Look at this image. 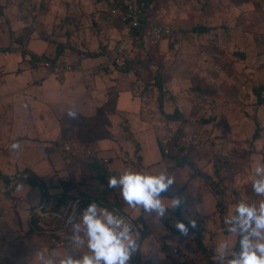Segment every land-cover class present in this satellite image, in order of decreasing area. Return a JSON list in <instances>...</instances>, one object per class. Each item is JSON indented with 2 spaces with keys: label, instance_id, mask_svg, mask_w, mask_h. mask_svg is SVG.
<instances>
[{
  "label": "rangeland",
  "instance_id": "374dc122",
  "mask_svg": "<svg viewBox=\"0 0 264 264\" xmlns=\"http://www.w3.org/2000/svg\"><path fill=\"white\" fill-rule=\"evenodd\" d=\"M112 2L0 0V85H22L0 106V151L4 153L42 125L45 132L61 135L50 140L56 145L79 149L64 150L69 158L66 178L78 181L83 173L80 161L87 157L81 149L91 148V141L116 130L131 136L128 117L134 116L135 122L146 121V144L154 152L163 150L159 135L167 129L206 134L202 150L189 148L190 159L195 169L219 183L212 191L217 200L223 194L227 214L241 199L258 200L251 177L254 166L264 163V103H257L256 94V87L264 84V0H159L153 17L171 25L174 34L149 49L135 42L126 69H102L99 62L107 54V45L120 34L115 28L118 23L108 14ZM198 25L206 29L193 30ZM22 48L51 58L59 51L56 61H46L67 63L74 69L59 78L50 73L45 60L24 57ZM157 71L167 77L162 94L155 85ZM48 79L52 83H45ZM70 106L78 112L76 119L67 116ZM175 109L181 118L168 119L165 113ZM257 126L259 137L254 138ZM38 136L29 138H45ZM181 169L194 172L191 166ZM216 169L222 182L215 176ZM194 177L206 185L201 176ZM185 181V177L177 183L175 179L169 189ZM7 189L0 178V264H27L47 238L21 230L15 197H9ZM214 195L206 191L196 199L191 194L200 214L205 213L200 222L206 252L197 248L194 233L184 236L176 229L179 220L174 209L166 212L171 244L186 249L184 254H169V264H217L215 247L228 233L222 229L220 213L215 214ZM186 204L191 214V204ZM53 223L59 224L56 218L43 220L49 227ZM233 238L235 244L237 237ZM143 244L153 254L157 240L151 235Z\"/></svg>",
  "mask_w": 264,
  "mask_h": 264
},
{
  "label": "clouds",
  "instance_id": "9594fccd",
  "mask_svg": "<svg viewBox=\"0 0 264 264\" xmlns=\"http://www.w3.org/2000/svg\"><path fill=\"white\" fill-rule=\"evenodd\" d=\"M70 119H76L78 112L74 106L67 110ZM12 151H18L19 142L11 144ZM175 178L167 169L138 170L126 168L119 175H112L108 187L118 188L131 209H142L149 218L165 217L169 209H177L183 203L176 196L165 200L166 193L174 184ZM252 191L258 200H239L224 217L227 236L215 247L213 259L217 264H264V163L254 166L251 177ZM24 188L19 183L17 191ZM132 219L119 210L101 206L93 201L77 215L73 210L68 217L71 225L70 250L57 255L43 250L34 253L30 264H130L140 250L141 234ZM176 229L184 236L189 227L195 229L197 221L189 218L188 225L178 221ZM233 237H237L234 244Z\"/></svg>",
  "mask_w": 264,
  "mask_h": 264
},
{
  "label": "crops",
  "instance_id": "0c3cea01",
  "mask_svg": "<svg viewBox=\"0 0 264 264\" xmlns=\"http://www.w3.org/2000/svg\"><path fill=\"white\" fill-rule=\"evenodd\" d=\"M30 76L31 75L27 77L30 78ZM68 77L74 80L77 79L76 75L73 76L72 74H69ZM47 82L52 83V80H45V83ZM21 86L22 85H18L15 86L16 88H13L7 82H3L0 85V106L5 103V98L10 99V94L16 91V89H21ZM133 117L134 116L128 117L131 123V136L126 137L118 130L114 131L115 133L113 134L106 133L104 136H100L90 142L89 145L91 149L95 150L99 157L108 158L109 162L106 164V167L112 173V175H119L124 169L133 168L149 171L167 169V171L176 179V183L178 179H181L182 181V179L185 177V179H187L185 184H175L174 188L169 189L166 193H162V196L172 199L176 196H171L170 193L178 192L183 200V206L181 208L182 218L188 221L189 218L200 221L203 216H205V213L200 214L199 208L195 206L193 200L191 199V194L193 196H197L196 199H201L203 197V193L206 191L211 192L214 195L212 188L207 183H205V186H201V182L191 175L192 171H187L186 167L189 165L177 166L176 160L173 157L163 153L161 148L159 152H154L153 149L149 147V143L146 144V137L148 136L146 134V121L140 124L135 122ZM17 131L20 132V129ZM38 134L45 138L40 141L29 138L34 136L39 137ZM24 136L26 137L25 139L16 141L21 145L18 151H12L11 147L4 153L0 151V169L6 176H9L11 179H13L17 174H19V172L28 168L44 181L49 189L50 194H58L61 191V189L58 187L60 180L65 179L68 173L67 163L69 162V158L66 157V150L64 151V146L62 143L56 145L50 140L60 138L61 135L54 130H51V133H48V131L45 132L44 127L40 125L39 128L35 127L31 130L30 134H24ZM155 139L157 141V138ZM19 183L23 184L24 188H22L21 193L18 194L16 189ZM19 183L14 187L12 194L15 197V208L22 219V225L20 227L21 230H32L30 227V216L32 211L38 212L39 210H42V212L47 213V215L41 216L37 213L41 217L39 222L40 225L44 226L46 231L49 233L55 232L52 230L53 225H50L51 227L44 225L43 220L56 218L57 221L58 219H63V216L56 211H50L43 208L45 205L46 195L43 193L41 186L31 185L24 181H20ZM214 198L216 199L215 195ZM50 203V205H53L52 201H50ZM186 203L191 204V214L186 212ZM124 210L128 215L127 217L129 218L142 216L143 220L150 229V234L144 239L154 235L157 240V246L154 248L152 252L153 254L144 248V239L140 241L141 262H139V264H169V258L167 257L169 254L171 255V238L168 235L169 229L167 227L165 217L162 219H156L155 214L153 213L151 217L146 219V214L142 209H131L126 205V203ZM215 214H219L217 207ZM23 224H25V226H23ZM53 224L55 225V223ZM153 226L156 227V231L154 230ZM59 231L63 232L64 229H60ZM191 233L193 232L189 231V234ZM60 238H64V236H61ZM40 249L48 254L55 252L57 255H59L67 250H70V246H57L50 243L47 239V241L44 240L42 242ZM31 260L32 259H30V261ZM27 264H30L29 260H27Z\"/></svg>",
  "mask_w": 264,
  "mask_h": 264
},
{
  "label": "trees",
  "instance_id": "16d2710c",
  "mask_svg": "<svg viewBox=\"0 0 264 264\" xmlns=\"http://www.w3.org/2000/svg\"><path fill=\"white\" fill-rule=\"evenodd\" d=\"M115 0H113L114 2ZM159 1V0H158ZM156 1L153 11L156 9V5L158 3ZM112 2V4H113ZM111 4V5H112ZM110 5V6H111ZM108 14L110 15L109 8ZM154 16V14L152 13ZM111 17V16H110ZM115 20V19H114ZM118 25L115 26L116 30H120L121 23L118 20H115ZM158 24H166L161 21H156ZM171 26V25H170ZM206 27L202 25L195 26L193 30L195 31H203ZM174 34L172 32L171 35L164 39H168ZM163 40V39H162ZM139 42L144 48L149 49L152 45H159V42H153V39L151 37L149 29L145 27H139L134 30V39L132 41L131 49L133 47V44L135 42ZM130 51V50H129ZM128 51V52H129ZM110 53V50L107 45V54ZM21 54L25 57L27 54L30 55V58L32 60H49V61H56L59 57L60 52L57 51L56 55L54 57H47L44 54H36L33 52H29L27 49L22 48ZM99 53L94 54V56H98ZM131 59L128 57V53L125 55L124 60L120 65L117 67L120 68H127V65L130 63ZM155 85L159 89L160 93L164 91L165 84L167 82V77L162 72L157 71L155 74ZM264 91V84L259 85L256 87V94L258 97L257 103L262 104L264 103V97L262 96V92ZM163 102V96L160 95L159 97V104L162 105ZM168 119L175 120L180 119L181 115L178 110L175 109L172 113H165ZM187 131V130H185ZM182 131V129H176L171 140H170V153L167 154L170 157H173L176 160L177 166H184L189 165L193 169L192 176H201L204 181L213 189L218 186V182L214 180V177L210 174L204 173L203 171H199L195 169V163L192 162L190 159L191 152L189 151V148L193 149L192 147H186L184 145H181L179 142V137L185 132ZM254 138L259 137V126L256 127V130L253 135ZM162 146V145H161ZM195 150V149H193ZM164 153V150H162ZM70 154H68L69 156ZM71 157V156H69ZM83 167V173L82 177H80V180L75 181L72 178H65L61 179L58 187L61 189V191L58 194H50L49 189L44 183V181L35 174L32 170L26 168L23 171L19 172L20 175L16 176L15 178L11 179L9 176L2 175L0 178L3 181L4 186L6 185L8 187L9 191V197H13V190L14 187L20 182L24 181L31 185H39L43 189V193L46 195L45 198V205L44 209H48L50 211H56L60 213L63 216V219H58L59 224L53 225L52 230L55 232L49 233L46 231L45 228H43L40 225V219L41 217L37 214L36 211H32V214L30 216V227L33 231L36 233H39L43 236H46L48 241L51 243V237L57 236L61 237L64 236V238L69 239L71 236V225L67 222L68 217L72 214L73 210L76 211L77 215H79L87 206L89 203L95 201L100 205H104L106 207H109L111 209L115 208L119 210L120 213L124 214L126 217L128 216L127 213L124 210L125 202L120 194V190L118 188H110L108 187V180L109 177L112 176V173L108 170L106 165L100 160V158H97L92 155H87V157H83L80 161ZM197 172V173H196ZM198 174V175H197ZM215 176L219 177V182H222L223 177L219 175L218 169L215 170ZM215 190V189H214ZM224 192V190H222ZM221 193V192H220ZM171 196H179L178 192H172L170 193ZM53 199L55 201H53ZM50 201L53 202V205H50ZM183 206V203L181 206L177 209H174L175 215L179 221L184 222L186 225H188V220L182 218L181 216V208ZM217 211L220 213L221 220H222V229L225 233L226 232V226L224 224V217L227 214V208H226V202L224 200L223 194H221L220 198L217 200L216 203ZM129 218V217H128ZM132 219V223L136 226L137 230L141 234V241L146 238L150 234V229L148 225L143 220L142 216L130 218ZM197 221V227L195 229L189 227V231L193 232L195 235V242L197 245V248L201 252H206V246L203 243L202 235H203V226L201 225V222ZM167 224V223H166ZM51 227V226H50ZM168 227V225H167ZM170 228V227H169ZM50 229V228H48ZM60 229H64L63 232H60ZM238 239V238H237ZM236 239V241H237ZM141 262V256H140V250L133 256L132 260L130 261V264H139Z\"/></svg>",
  "mask_w": 264,
  "mask_h": 264
},
{
  "label": "built area",
  "instance_id": "2783aa9c",
  "mask_svg": "<svg viewBox=\"0 0 264 264\" xmlns=\"http://www.w3.org/2000/svg\"><path fill=\"white\" fill-rule=\"evenodd\" d=\"M156 1L158 0H115L113 2L109 8L110 16L121 23V28L117 41L108 47L110 53L106 54L105 58L99 62V66L102 69L117 67L122 63L132 45L134 30L136 28L146 26L150 31L153 42H159L172 34L173 29L170 25L156 23L152 15ZM44 65L50 70V73L59 78L74 69L67 63H50L46 61ZM174 132L172 128H170L159 135L160 144L162 145L165 154L170 153V140ZM206 138V134L202 131H185L179 137V142L181 145L192 147L196 151H200L204 147ZM64 150L71 152L79 151V149H73L67 145L64 146ZM81 151L87 155L100 158L105 165L109 162L108 158L99 157L96 151L91 148L87 150L81 149ZM19 175L20 173L16 176ZM37 213L41 216L47 215V213L42 212V210H39ZM51 243L61 247L70 246L69 239L57 236L51 237ZM170 253L176 255L184 254L186 253V249L183 246L171 244Z\"/></svg>",
  "mask_w": 264,
  "mask_h": 264
}]
</instances>
